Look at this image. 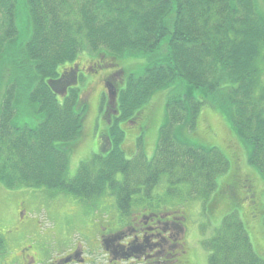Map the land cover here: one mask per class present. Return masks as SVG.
Returning <instances> with one entry per match:
<instances>
[{
    "label": "trees",
    "instance_id": "trees-1",
    "mask_svg": "<svg viewBox=\"0 0 264 264\" xmlns=\"http://www.w3.org/2000/svg\"><path fill=\"white\" fill-rule=\"evenodd\" d=\"M83 51L122 64L133 56L163 55L142 75H128L116 101L118 118L108 130L111 149L82 163L70 178L69 148L81 136L87 105L77 87L61 97L49 81L58 79L60 69L76 63ZM96 63L93 73L114 65ZM172 85L163 92L167 120L154 158L148 161L138 150L127 159L120 122L135 119L155 92ZM205 105L229 121L250 150L249 163L264 178V11L259 0H0L4 188L87 201L110 189L122 213L134 208L137 196H149L163 178L186 187L189 195L209 197L230 161L215 147L181 139L184 130L196 129ZM103 108L110 123L113 109ZM34 119L39 122L32 126ZM106 133L107 128L102 140ZM227 187L218 191L222 206L229 197L224 195ZM218 228L203 244L209 264H264L238 212L226 215Z\"/></svg>",
    "mask_w": 264,
    "mask_h": 264
},
{
    "label": "rangeland",
    "instance_id": "rangeland-1",
    "mask_svg": "<svg viewBox=\"0 0 264 264\" xmlns=\"http://www.w3.org/2000/svg\"><path fill=\"white\" fill-rule=\"evenodd\" d=\"M259 5L264 11L263 0H259ZM162 55L163 51H159L150 57L133 56L125 64H122L115 58H109L105 55L91 57L93 55L87 51L80 54L77 60L79 64L76 66L79 68V74L82 76L83 81L80 82L78 87L81 90L82 103L87 105V113L84 117L80 138L69 148L70 165L67 175L70 178L76 175L82 163L90 162L95 154L108 153L103 150L102 133L106 128L109 130V125H106L101 106L111 102L113 115L118 114L116 105L118 93L120 89L125 87L124 83H126L128 75H142L152 62ZM99 61L113 63L114 65L109 70L91 73L92 65L99 64L96 63ZM118 72H121V74L118 75ZM69 76L71 81L75 74L70 72ZM72 83L77 84L76 82ZM174 86L155 92L141 109L139 116L135 118L138 119L137 121L133 120L121 124V127L125 130L124 146L126 145V148L123 147L122 150L127 153V159L138 148L144 150L148 161L154 158L160 130L167 120V101L163 92ZM108 117L111 118V115ZM38 122L39 120L34 119L31 125L34 126ZM181 139L205 149L215 147L230 161L228 170L217 177L218 188L209 196L210 203H207L209 197L197 198L195 195L190 196L186 187L174 186L169 181L167 182L166 178H163L156 191H153L152 198L137 197L134 208L139 209L142 206H148L154 208L155 212L163 211L164 208L169 210L182 209L191 224L190 231L186 230L185 234L190 233L188 244L191 248L190 258L192 264H209L208 257L210 253L203 244L216 234L223 218L236 211L244 222L254 251L264 261V178L259 170L249 163L250 150L233 132L229 121L209 105L203 106L196 129L191 132L184 130ZM117 179L121 180L122 175H117ZM229 185L235 186L232 190L235 193H224V195L229 194L224 203V206L229 209L226 212L225 207L220 204L223 196L218 195V191ZM36 192L39 191L25 188L8 190L0 185V224L6 227V231H13L9 234L13 241L12 250L16 254L21 250L17 240L13 238L16 237L14 232L19 226L17 225L19 221L18 214L20 218H25L21 227L24 224L28 225V230L30 219L37 223L39 231L49 230L44 233H48L46 238H51L53 245L51 248L53 249H56L58 245H64L68 238L71 244H77L80 240H83L82 234L75 230V227L79 225L76 223L81 222L80 220L83 218H87L91 223H96L98 217L107 216L113 212L117 215L122 214L118 208L116 197L110 194V189L102 196L94 198L92 202L63 194L53 197L54 199L51 200L46 193ZM215 199L219 201L215 204L220 205L211 207V203ZM254 199L256 203H254ZM21 202H24L23 206L26 205V208L31 212L22 211ZM52 203L54 204L52 205ZM41 204L42 207L39 210ZM50 206L49 216L58 226L53 234L51 233L54 229L52 228L53 225H48L46 219ZM121 216H125V213ZM32 225L36 227L34 222ZM44 239L39 236L38 244H43ZM39 250L40 247H37L36 251Z\"/></svg>",
    "mask_w": 264,
    "mask_h": 264
},
{
    "label": "flooded vegetation",
    "instance_id": "flooded-vegetation-1",
    "mask_svg": "<svg viewBox=\"0 0 264 264\" xmlns=\"http://www.w3.org/2000/svg\"><path fill=\"white\" fill-rule=\"evenodd\" d=\"M22 220L19 219L13 237L21 249L18 254L12 250L9 232L13 231H6L0 224V264H192L185 240V231H189L187 216L181 212L156 213L145 209L109 221L83 220L75 230L86 238L85 242L71 244L67 240L56 249L51 248V238H46L48 233L39 231L38 225L33 227L30 220L27 230L28 225L21 227ZM39 236L45 238L43 244H38ZM37 247H40L38 252Z\"/></svg>",
    "mask_w": 264,
    "mask_h": 264
}]
</instances>
